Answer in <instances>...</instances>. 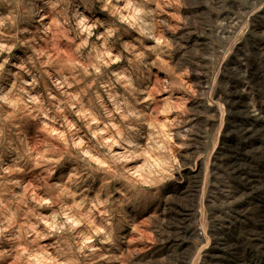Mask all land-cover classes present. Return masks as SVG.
Listing matches in <instances>:
<instances>
[{
    "label": "rangeland",
    "instance_id": "obj_1",
    "mask_svg": "<svg viewBox=\"0 0 264 264\" xmlns=\"http://www.w3.org/2000/svg\"><path fill=\"white\" fill-rule=\"evenodd\" d=\"M0 264H264V0H0Z\"/></svg>",
    "mask_w": 264,
    "mask_h": 264
},
{
    "label": "trees",
    "instance_id": "obj_2",
    "mask_svg": "<svg viewBox=\"0 0 264 264\" xmlns=\"http://www.w3.org/2000/svg\"><path fill=\"white\" fill-rule=\"evenodd\" d=\"M238 122L240 123V124H244V123H247L248 122V120H246V119H244V118H242L241 116L238 118ZM231 142H232V147H234V146H237L238 145V147H240V149L242 148V146H241V142H240V138H239V135H237V134H235V135H232L231 136ZM180 188H185V186H181ZM196 188H198V186H196ZM195 188V189H196ZM191 191H193V192H196V190H194V188H192L191 187ZM195 202H197V198H196V196H195V198H193V203H195ZM193 232H194V230H193V228L192 227H185V233L183 232V234H185V237L187 236V237H189V238H192L193 239ZM191 240V239H190ZM190 244V241H188V242H185L184 241V243L181 245V248L183 247V246H188Z\"/></svg>",
    "mask_w": 264,
    "mask_h": 264
}]
</instances>
